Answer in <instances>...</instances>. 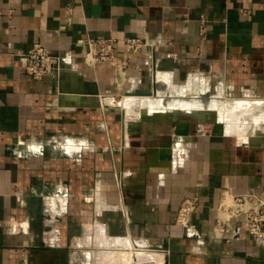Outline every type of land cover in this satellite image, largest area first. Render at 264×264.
Masks as SVG:
<instances>
[{"label": "crops", "instance_id": "crops-1", "mask_svg": "<svg viewBox=\"0 0 264 264\" xmlns=\"http://www.w3.org/2000/svg\"><path fill=\"white\" fill-rule=\"evenodd\" d=\"M113 34L119 83L85 60ZM38 42L60 61L34 79ZM263 183L264 0H0V264H264V238L214 231L224 194Z\"/></svg>", "mask_w": 264, "mask_h": 264}, {"label": "built area", "instance_id": "built-area-1", "mask_svg": "<svg viewBox=\"0 0 264 264\" xmlns=\"http://www.w3.org/2000/svg\"><path fill=\"white\" fill-rule=\"evenodd\" d=\"M204 30V27H201V34ZM120 42L121 38L118 34L87 39L88 48L85 54L87 64L107 63L110 65L115 71L117 83L127 75V67L130 63V57L123 56L117 51ZM123 44L126 52L133 54L148 46L149 41L142 35H129L125 37ZM21 60L26 72L32 78L41 79L53 72L55 63H59L60 57L51 53L46 45L38 42L29 51L21 54ZM197 207V196L185 197L176 213L175 222L187 228ZM4 223V219L0 217V225ZM233 223H235V234L242 228L256 238H264V183L260 191L248 190L223 195L218 207L215 235H220L218 229L230 228ZM165 251L170 253L169 248ZM123 264L162 263L150 257L144 260L130 259Z\"/></svg>", "mask_w": 264, "mask_h": 264}, {"label": "bare ground", "instance_id": "bare-ground-1", "mask_svg": "<svg viewBox=\"0 0 264 264\" xmlns=\"http://www.w3.org/2000/svg\"><path fill=\"white\" fill-rule=\"evenodd\" d=\"M185 87H186V86H185ZM173 88H174V87H173ZM173 88H172V89H173ZM177 88H178V87H177ZM137 89H139V88L137 87ZM178 89H180V88H178ZM181 90H182V89H181ZM188 91H189V90H188ZM184 93H185V92H184ZM185 94H186V93H185ZM188 94H189V93H188ZM131 97H133V98H131L130 100H132V99H137V101H138V99H139V101H140V99H143V97H146V98L148 97L147 100H149V101H152L153 98L156 99V98L153 96L152 93H148V94H145V95H138V94L136 95V93H133V94L131 95ZM172 98H173V97H172ZM177 98H178V97H177ZM182 98H183V97H182ZM182 98H181V100H182ZM189 98H191V97H188V99H189ZM158 99H159V97H158ZM160 99H161V98H160ZM173 99H174V98H173ZM175 99H176V98H175ZM185 99H186V98H184L183 101H185ZM130 100H129V101H130ZM156 100H157V99H156ZM161 100H162V99H161ZM161 100H160V101H161ZM181 100H180V101H181ZM217 100H218V99H217ZM244 100H245V99H244ZM135 101H136V100H135ZM137 101H136V102H137ZM143 101H144V100H143ZM163 101H164V100H163ZM193 101H194V99H193ZM193 101H192V102H193ZM240 101H241V100H240ZM246 101H247V99H246ZM249 101H250V100H249ZM141 102H142V101H141ZM153 102H154V101H153ZM153 102H152V103H153ZM156 102H157V101H156ZM176 102H178V101H176ZM181 102H182V101H181ZM181 102H180V103H181ZM244 102H245V101H244ZM129 103H130V102H129ZM146 103H147V102H146ZM150 103H151V102H150ZM152 103L150 104L151 106H152ZM161 103H162V101H161ZM183 103L185 104L186 102H183ZM183 103H182V104H183ZM190 103H191V101H190V102L188 101V104H190ZM200 103H201V102H200ZM239 103L241 104L242 102H239ZM245 103L248 104V102H245ZM122 104H123V103H122ZM130 104H131V103H130ZM137 104H139V103H137ZM140 104H141V103H140ZM159 104H160V102H159ZM169 104H171V102H170ZM186 104H187V103H186ZM188 104H187V105H188ZM243 104H244V103H242V105H243ZM135 105H136V104H135ZM147 105H148V104H147ZM150 105H149V106H150ZM242 105H241V106H242ZM244 105H245V104H244ZM251 105H253V102L251 103ZM136 106H138V105H136ZM142 106H143V105H142ZM151 106H150V107H151ZM154 106H155V104H154L152 107H154ZM247 106H248V105H247ZM127 107H128V106H127ZM134 107H135V106H134ZM238 107H239V106H238ZM238 107H237V108L234 107V108H235V109H238ZM139 108H140V106H139ZM241 108H245V107L242 106ZM241 108H240V109H241ZM246 108H247V107H246ZM247 109H248V108H247ZM232 110H233V109H232ZM243 110H244V109H243ZM250 110H251V109H250ZM250 110H249V111H250ZM140 111H141V110H140ZM239 111H241V110H239ZM239 111H238V114L240 113ZM130 112H131V111H130ZM136 112H137V111H136ZM234 112H236V110H235ZM243 112H244V111H243ZM245 112H246V111H245ZM232 113H233V111H232ZM234 114H235V113H234ZM236 114H237V112H236ZM234 116H235V115H234ZM256 119H259V118L257 117ZM262 127H263V126H262ZM131 255H132V254H131Z\"/></svg>", "mask_w": 264, "mask_h": 264}, {"label": "rangeland", "instance_id": "rangeland-1", "mask_svg": "<svg viewBox=\"0 0 264 264\" xmlns=\"http://www.w3.org/2000/svg\"><path fill=\"white\" fill-rule=\"evenodd\" d=\"M139 95V94H138ZM131 98H133V97H131V94H127L125 97H124V99L121 101V104L123 103V105H125V106H128V107H130V109H134V108H131V107H133V106H135V109L134 110H136V108H138V107H136V103H139V102H141V104H147V103H149L150 101L149 100H147L148 99V97L146 98V97H143V99H140V101H139V99H138V101H137V99H132V100H130ZM130 100V101H129ZM137 102H136V101ZM144 100V101H143ZM131 104H130V103ZM147 102V103H146ZM136 104V105H135ZM140 104V103H139ZM250 119H251V121L252 120H254V118L253 117H250Z\"/></svg>", "mask_w": 264, "mask_h": 264}]
</instances>
